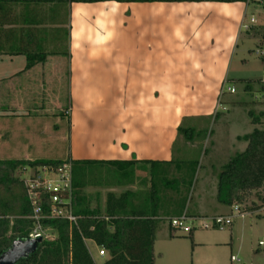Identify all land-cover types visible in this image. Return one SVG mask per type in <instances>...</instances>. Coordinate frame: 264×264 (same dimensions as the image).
<instances>
[{
    "label": "crops",
    "instance_id": "0c3cea01",
    "mask_svg": "<svg viewBox=\"0 0 264 264\" xmlns=\"http://www.w3.org/2000/svg\"><path fill=\"white\" fill-rule=\"evenodd\" d=\"M249 44L258 47L256 54L264 47V0L6 2L0 7V160H68L108 172L130 161L131 178L105 189L134 192L142 169L147 180L138 204L151 211V172L172 174L177 128L184 122L213 120L232 103L247 105L248 134L264 130V76H231L247 64ZM28 54L35 56L29 66ZM225 84L234 88L227 97ZM243 145L238 153L248 143ZM165 189L159 188L158 221L175 216L172 189ZM263 190L245 196L254 199L250 215L225 228L190 233L189 264H231L233 254L225 260L216 252L232 244L235 231L257 240L252 261L264 264ZM215 204L213 214L230 213L232 206ZM101 205L105 209L106 198ZM161 229L158 224L154 264ZM185 235L170 227L160 254L165 264H187L184 253H172V242Z\"/></svg>",
    "mask_w": 264,
    "mask_h": 264
},
{
    "label": "trees",
    "instance_id": "16d2710c",
    "mask_svg": "<svg viewBox=\"0 0 264 264\" xmlns=\"http://www.w3.org/2000/svg\"><path fill=\"white\" fill-rule=\"evenodd\" d=\"M60 1L93 2L101 0H0V7L2 8L6 2L49 3ZM34 57V55H27V66L35 61ZM177 130L186 141H191L194 134L200 133L195 128L183 129L181 125ZM243 139L248 141L246 149L224 164L218 175L216 198L219 203L230 207L236 204L240 205L250 190L264 186V130L254 129L250 134L244 135ZM70 162L74 189L73 209L74 213L81 217L78 220V226H73L70 229L65 220H46L44 226L56 229L57 238L42 240L32 254L20 259L16 264H97L86 245L85 240L87 239L93 240L108 252V258L101 264H154L153 245L159 222L155 218L160 203L159 186L162 184L165 188H171L176 195H180L177 199L172 197V205H174L172 215H181L186 203V197H181L182 186L186 189L192 187L199 161L172 160V165L178 171L185 169L184 173L177 178L168 179L164 174L160 178L151 172L149 193L151 200L156 201L155 205H152L153 210L147 211L141 204L134 203L133 200L137 197V193L128 190L119 195L108 193L104 213L98 209L89 210L83 205L85 196L81 189L85 185L74 179V170L80 164ZM61 163H63L61 160L33 162L0 160V183L14 181L10 174L22 166L58 165ZM109 163L118 166L115 164L116 162ZM123 164L125 165L124 169L117 167V170L125 180H129L133 174V164L130 161L123 162ZM156 179H158L157 182H155ZM18 184L21 187L19 194H12L9 200L0 199V216L2 217L0 218V256L15 239H26L32 229L31 220L23 218L29 214L30 205L22 183L18 181ZM151 200L150 202H152Z\"/></svg>",
    "mask_w": 264,
    "mask_h": 264
},
{
    "label": "rangeland",
    "instance_id": "374dc122",
    "mask_svg": "<svg viewBox=\"0 0 264 264\" xmlns=\"http://www.w3.org/2000/svg\"><path fill=\"white\" fill-rule=\"evenodd\" d=\"M258 33L261 35L263 34V31H259ZM250 47L253 49V51H246L245 57L248 59L247 64L245 66H241V63L238 62L239 66L241 67L237 71L231 73V76L233 74L252 78H260L264 76V54L263 52L261 53V51L264 50V47L259 48V54H256L255 52L258 47L256 48L254 44H249L248 48ZM63 48L65 50L64 45L62 46V49ZM234 66L236 67L237 65L235 64ZM66 85L65 77L62 93V98L64 97L65 100V107L68 105L66 100L68 93ZM227 86L228 85L225 84L223 93V95L226 97L229 96ZM235 87L237 88V94H241L243 90L242 85L237 84ZM59 94L61 95V93ZM255 100V102H257L258 99ZM50 105L52 106V104ZM254 112H256L254 115H257L258 111L256 110ZM49 121H51L52 124L55 123V120L50 119ZM42 123L44 122L42 121ZM249 123H251V119L248 116L247 105H238V107L235 108V105L232 103H230V107L228 108H220V111L215 115L213 120L210 118L202 121H194L192 123L187 121L184 122L182 125L183 129L193 127L200 133L194 134L192 140L189 142L185 140L183 135H180L179 141L176 144L174 161H199L192 187L190 189H186L184 186H182L183 189L181 192V197H186L183 213H186L190 216H211L222 214H213V211H215V203L217 202L216 195L218 174L221 171L222 166L226 164L230 158H232V156L238 154V152L244 147L243 143H245L246 140L243 139V136L247 135L251 130ZM246 142L248 143V141ZM52 157L58 158L59 156L58 154H53ZM184 170L185 169L183 168L182 171H178L177 168H174L172 165V174L169 169V171H167V178H177L184 173ZM20 172L21 168H18L10 174L14 181L0 183V199L9 200L11 199L12 194L20 193L21 187L20 184H18V181H20ZM145 175L146 172L142 169H138L136 171L135 178L138 182L134 184L135 187H132L134 188L133 190H135L134 192L137 193V197L133 200L134 203L138 204V199L144 192L139 191V188L146 183L147 178ZM74 179L85 185L81 189V192L85 196V202L83 205L88 209L92 206L93 208L100 210L101 213H104L105 210L101 204L104 198H107V194L110 193L105 188L112 185H122L126 182L125 178L121 176L118 170L114 169L113 171L108 172L104 167H100L98 165H82L76 167L74 170ZM157 180L158 179H156L155 182H157ZM100 188L101 190L97 191V189ZM159 188L164 192H168L165 187L162 186V184H160ZM123 190L124 188H120L119 191L114 194L119 195ZM257 192L261 193L262 191L258 190ZM172 197L177 199L180 197V195H176L172 191ZM252 200H254L253 196H247L246 199L244 198L240 204V209L248 213L249 208L252 206V204H254L252 203ZM256 204H259V202ZM15 206H17V204H15ZM167 207L170 209L168 205ZM172 208H174V205H172ZM248 215L250 214L248 213ZM237 220L238 219L235 221ZM158 224L162 229L158 235V241L156 243V261L157 264H165L163 261L164 259L161 258L160 254L163 253L165 249H167L164 239L165 235L170 230L169 219H161ZM223 227L225 228L226 226ZM210 230L212 229H196L195 231L207 232ZM46 234L49 238H51V240L57 238L56 229L48 227ZM234 235L235 240L232 241V244L227 245V247L223 249H219L216 252V255L219 256L220 259L227 260V258L229 259L230 254H233L239 257L241 261H244L246 264H253L254 262L252 261V257L255 253L252 249L257 247V240H255L253 236H241V234L236 231L234 232ZM178 238L181 239H179L177 242H172V253H184V260L187 264H189L192 247L191 238L189 237V234ZM86 244L91 253L96 256L95 260L97 264L103 263L108 258L107 251L103 255L99 254V250L103 248L102 246H95L91 241H88ZM260 253L263 254V251L261 250Z\"/></svg>",
    "mask_w": 264,
    "mask_h": 264
},
{
    "label": "built area",
    "instance_id": "2783aa9c",
    "mask_svg": "<svg viewBox=\"0 0 264 264\" xmlns=\"http://www.w3.org/2000/svg\"><path fill=\"white\" fill-rule=\"evenodd\" d=\"M227 91L232 93L234 88L227 87ZM20 168V182L30 205L29 214L23 218L31 220L32 223V229L27 238L33 239L41 236L43 240H51L46 234L48 230V227L44 226L46 220H65L70 229L73 226L77 227L81 217L76 215L73 209L71 162L67 160L58 165H27ZM245 215L246 211L241 210L240 205L236 204L231 207L229 214L190 216L182 213L170 217L169 224L178 233L190 234L196 229H213L230 225L234 218ZM105 252L104 248L99 250L100 255ZM230 262L231 264H246L241 262L236 255H231Z\"/></svg>",
    "mask_w": 264,
    "mask_h": 264
},
{
    "label": "water",
    "instance_id": "95a60500",
    "mask_svg": "<svg viewBox=\"0 0 264 264\" xmlns=\"http://www.w3.org/2000/svg\"><path fill=\"white\" fill-rule=\"evenodd\" d=\"M42 240L41 236L33 239H15L0 256V264H16L20 259L32 254Z\"/></svg>",
    "mask_w": 264,
    "mask_h": 264
}]
</instances>
